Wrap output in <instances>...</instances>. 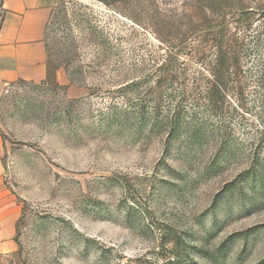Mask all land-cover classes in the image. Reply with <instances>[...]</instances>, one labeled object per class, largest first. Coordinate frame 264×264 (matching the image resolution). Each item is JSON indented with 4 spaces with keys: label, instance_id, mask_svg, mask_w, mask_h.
I'll return each instance as SVG.
<instances>
[{
    "label": "rangeland",
    "instance_id": "rangeland-1",
    "mask_svg": "<svg viewBox=\"0 0 264 264\" xmlns=\"http://www.w3.org/2000/svg\"><path fill=\"white\" fill-rule=\"evenodd\" d=\"M226 2L50 10V78L0 94V264H264L254 116L206 111L201 70L162 43Z\"/></svg>",
    "mask_w": 264,
    "mask_h": 264
},
{
    "label": "trees",
    "instance_id": "trees-1",
    "mask_svg": "<svg viewBox=\"0 0 264 264\" xmlns=\"http://www.w3.org/2000/svg\"><path fill=\"white\" fill-rule=\"evenodd\" d=\"M212 17L188 19V29L174 41L162 40L176 54L188 50L201 71L195 82L205 85V110L214 114H253L249 128L254 147L264 145V7L251 8L242 0H227ZM220 11V14H214ZM175 60H173L174 62ZM50 78L47 69L46 80ZM251 101V102H249ZM252 105V106H251ZM254 113H249L253 112ZM252 116V115H251Z\"/></svg>",
    "mask_w": 264,
    "mask_h": 264
},
{
    "label": "crops",
    "instance_id": "crops-1",
    "mask_svg": "<svg viewBox=\"0 0 264 264\" xmlns=\"http://www.w3.org/2000/svg\"><path fill=\"white\" fill-rule=\"evenodd\" d=\"M60 0H1L6 18L0 29V94L16 81L46 78L44 26Z\"/></svg>",
    "mask_w": 264,
    "mask_h": 264
}]
</instances>
